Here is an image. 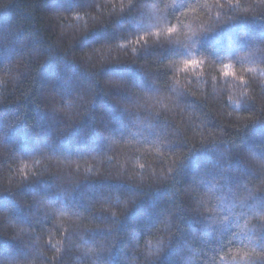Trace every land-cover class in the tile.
I'll use <instances>...</instances> for the list:
<instances>
[{
    "label": "trees",
    "instance_id": "obj_1",
    "mask_svg": "<svg viewBox=\"0 0 264 264\" xmlns=\"http://www.w3.org/2000/svg\"><path fill=\"white\" fill-rule=\"evenodd\" d=\"M0 264H264V0H0Z\"/></svg>",
    "mask_w": 264,
    "mask_h": 264
},
{
    "label": "snow or ice",
    "instance_id": "obj_2",
    "mask_svg": "<svg viewBox=\"0 0 264 264\" xmlns=\"http://www.w3.org/2000/svg\"><path fill=\"white\" fill-rule=\"evenodd\" d=\"M169 32H172L173 30L172 29H168ZM141 39H143V37H141ZM197 63V61H186L185 62V67H190L192 65H195ZM230 73L228 72H225L224 75H229Z\"/></svg>",
    "mask_w": 264,
    "mask_h": 264
}]
</instances>
